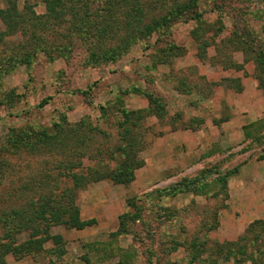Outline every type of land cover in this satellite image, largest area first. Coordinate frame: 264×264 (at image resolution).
I'll list each match as a JSON object with an SVG mask.
<instances>
[{"label": "rangeland", "instance_id": "374dc122", "mask_svg": "<svg viewBox=\"0 0 264 264\" xmlns=\"http://www.w3.org/2000/svg\"><path fill=\"white\" fill-rule=\"evenodd\" d=\"M7 1L0 0V7ZM16 1L20 9L26 4L37 15L45 13L44 0ZM141 1L146 20L167 16L168 25L160 34L137 37L127 46L108 40L105 51L117 46L125 50L114 56L110 52L87 59L92 46L74 37L67 43L58 24L47 25V32L38 30V40L46 43L18 33L0 41V172L5 173L0 191L40 169L44 159L24 149L11 155L6 144L15 135L49 129L62 117L72 125L84 122L83 133L92 137L93 159H83L84 165L101 159L112 169L109 152L118 145L117 98L127 111L140 115L134 129L144 143L139 153L144 166L136 171L134 182L122 186L103 180L76 192L81 218L94 220V225L83 230L52 228L51 234L62 237L63 256L55 260L43 252L22 258L8 254L1 264H188L185 247L194 240L204 243L208 252L193 264H235L213 255L217 245H243L246 238L258 235L247 230L254 221L264 220V178L255 183L257 202L249 203L242 192L232 191L246 164L264 160V96L256 79L255 55L235 50L232 43L235 27L261 35V24L252 16L264 15V2L199 0L195 11L200 17L184 21L193 12L179 18L169 12L174 1L178 5L190 0ZM240 10L247 11L245 20ZM204 42L210 44L206 50L199 48ZM171 43L180 50L160 58L157 49ZM30 52L26 63L24 53ZM231 63L242 68H230ZM147 95L164 105L162 116L147 114ZM44 99L47 104L40 106ZM256 137L261 144L252 140ZM237 165L239 172L228 178L223 190L218 174ZM62 183V188L71 187L69 181ZM128 201L140 208L142 219L122 229L119 218L130 210ZM11 204H1L0 210ZM52 248L44 244V249Z\"/></svg>", "mask_w": 264, "mask_h": 264}, {"label": "trees", "instance_id": "16d2710c", "mask_svg": "<svg viewBox=\"0 0 264 264\" xmlns=\"http://www.w3.org/2000/svg\"><path fill=\"white\" fill-rule=\"evenodd\" d=\"M44 1L45 13L42 15H37L31 6L26 4L20 9L16 0H9L6 7H0V22L3 26L0 31V41L18 33L28 40L34 39L36 42H43L45 39L38 40L40 38L37 37L38 30L47 32V25L58 24L63 25L61 30L64 33L61 32V38L65 39L67 43L72 41V37L86 42L92 46L87 59H97L104 58L110 52L114 56L117 51H125L121 47L118 49V46L110 51H105L104 43L108 40L111 44L122 41L123 45L127 46L132 39L137 37L151 35L153 32L160 34L162 27L168 25L167 16L146 20L144 16L145 3L141 0ZM71 1H74L79 7L72 6L70 3L73 2ZM262 1L264 2V0ZM175 2L172 6L173 11L169 12L170 15L175 13L179 18L184 13L193 12V15L185 18L184 21L192 18L197 20L200 17L195 11L199 0H190L178 5ZM238 15L244 17L245 20L247 11L240 10ZM252 18L260 22L259 34L261 35L257 36L252 28H249L250 31L246 29L240 31L235 27L233 31L235 41L232 45L235 46V50L252 52L255 55L256 67L259 71V76L256 79L258 88L263 91L264 96V15L260 16L257 13L253 14ZM121 31L124 35L120 33ZM227 42L228 40H226ZM202 46L206 50L210 44L204 42L199 45V48L201 49ZM62 48L58 51H61ZM157 50L160 52V58H168L180 49L171 43ZM49 51L61 53L51 48ZM32 52L34 55L35 50ZM31 54V52L24 53L26 63H29ZM200 56H203L202 53ZM230 68L240 70L242 67L231 63ZM239 90L241 89L239 88ZM131 91L133 92L134 88ZM79 93L86 95L85 91H79ZM147 98L150 103V108L146 110L147 114L156 117L162 116L164 105L160 100L150 95H147ZM45 104H47V99L42 100L40 106ZM115 106L116 115H118V119L115 120L118 145L109 152V162L115 164L112 169L107 168L101 159L96 165H84L83 159L89 161L93 159V155H89L91 149L89 142L92 141V137L83 133L86 128L84 122L72 125L68 123L66 117H62L60 123L49 129L43 128L36 133L15 135L10 143L6 144L8 147L6 146L5 150L11 155H16L19 150L24 149L26 152L34 153L44 159H42L43 165L40 169L32 172L29 177L20 176L17 180L10 181L7 191L5 189L0 191V205L12 201L7 209L0 210V230L2 231L0 235V264L4 262L3 258L8 254L22 258L28 254L43 252L45 255L54 256L55 260L63 256L65 251L62 237L58 234H51V229L63 227L83 230L94 225V220L81 218L76 203V192L103 180L122 186L134 182L136 171L144 166L143 160L139 157L144 143L134 129L135 122L138 121L140 115L138 116L133 111H127L119 98H117ZM252 140L259 144L262 143L257 137ZM101 153V151L98 152V154ZM105 153L103 152V154ZM48 159L51 161L49 162ZM260 159H264V157L262 156ZM239 167L240 165H237L230 171H225L224 174H218L217 181L222 185L223 190L227 187L228 178L239 172ZM4 174V172H0V182L4 179ZM62 180L69 181L71 187L69 189L62 188L61 185H64ZM65 199L69 203L66 204ZM128 207L130 210L119 218V226L122 229H125L127 223L134 224L142 219L140 208L134 201H128ZM143 224L148 228V223ZM247 231L252 234L257 232L258 235L252 239L246 238L245 240L248 241L243 245L238 242L225 243L227 247L217 245L218 248L213 255H222L221 258L224 261H233L235 264L237 262L264 264V220L254 221ZM22 236L26 237L25 241L22 240ZM48 242L53 245L50 250L44 249V244ZM204 245V243L194 240L185 247L189 256L188 264L200 262L202 255L208 252Z\"/></svg>", "mask_w": 264, "mask_h": 264}, {"label": "crops", "instance_id": "0c3cea01", "mask_svg": "<svg viewBox=\"0 0 264 264\" xmlns=\"http://www.w3.org/2000/svg\"><path fill=\"white\" fill-rule=\"evenodd\" d=\"M246 118V117H244ZM264 160L263 161H254L249 162L244 166L240 172L239 175H237L235 178L238 179V186H236L233 191L232 195H235L240 192L241 195H244L245 198H247L248 202H257V198L254 199L255 191H256V184L260 182L264 177ZM240 179V180H239ZM256 183V184H255ZM239 188V191L236 190ZM242 189V190H241ZM241 190V191H240ZM232 201H234L233 197L231 198ZM253 200V201H252ZM249 210H251V207H248ZM249 223V222H248Z\"/></svg>", "mask_w": 264, "mask_h": 264}]
</instances>
